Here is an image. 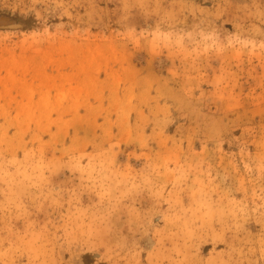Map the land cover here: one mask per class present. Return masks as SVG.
<instances>
[{
  "label": "rangeland",
  "instance_id": "obj_1",
  "mask_svg": "<svg viewBox=\"0 0 264 264\" xmlns=\"http://www.w3.org/2000/svg\"><path fill=\"white\" fill-rule=\"evenodd\" d=\"M0 264H264V0H0Z\"/></svg>",
  "mask_w": 264,
  "mask_h": 264
}]
</instances>
